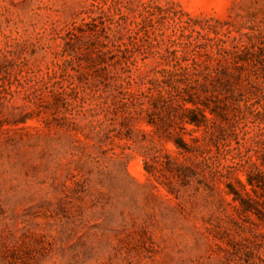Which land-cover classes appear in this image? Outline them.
<instances>
[{"label": "rangeland", "instance_id": "rangeland-1", "mask_svg": "<svg viewBox=\"0 0 264 264\" xmlns=\"http://www.w3.org/2000/svg\"><path fill=\"white\" fill-rule=\"evenodd\" d=\"M0 264H264V0H0Z\"/></svg>", "mask_w": 264, "mask_h": 264}, {"label": "trees", "instance_id": "trees-1", "mask_svg": "<svg viewBox=\"0 0 264 264\" xmlns=\"http://www.w3.org/2000/svg\"><path fill=\"white\" fill-rule=\"evenodd\" d=\"M231 192H233V194H235V195H236V193H235L234 191H232V190H231Z\"/></svg>", "mask_w": 264, "mask_h": 264}]
</instances>
